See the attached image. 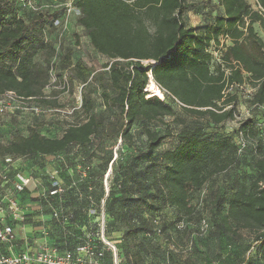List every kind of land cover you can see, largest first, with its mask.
<instances>
[{
	"label": "trees",
	"instance_id": "1",
	"mask_svg": "<svg viewBox=\"0 0 264 264\" xmlns=\"http://www.w3.org/2000/svg\"><path fill=\"white\" fill-rule=\"evenodd\" d=\"M194 1H76L81 15L75 18V26L87 34L96 52L110 60L105 67L108 72L95 74V79L103 102L119 122L122 136L131 143L135 124L175 118L173 105L192 119L179 120V144L159 156L155 151L173 134L146 129L147 165L138 177L130 164L121 169L119 188L112 191L107 204V231L121 236L126 264H142V252H149L142 248H147L150 237L156 235L145 210L161 213L170 207L179 218L191 221L195 215L192 201L205 184L240 166L238 135L243 131L257 142L260 154L254 155L251 146L243 154L253 161L254 177L249 186L231 190L226 199L216 195L211 238L228 252L226 256L217 254L222 264H264V128H258L263 113L260 108L264 107V39L257 33L264 35V0H257L256 9L247 0H201L205 8L217 6L216 15L209 14L202 27L186 22V12L197 6ZM50 16L23 10L19 0H0V98L12 92L19 98L38 101L49 86L50 75L60 65L63 83L66 76V84L84 86L83 107L91 113L95 104L86 84L92 70L82 62L73 64L71 50L61 49L57 54V29L46 26ZM221 46L223 51L216 62L211 49ZM148 74L168 94L169 102L157 98H164L161 90L154 96L149 92L151 98H147L144 90L152 80L149 82ZM245 87L252 91L246 92L252 116L236 130L235 139L208 132L206 126L218 127L235 120L239 95ZM43 103L52 109L58 106L56 101ZM104 125L102 119L91 114L84 123L70 124L61 138H48L33 128L27 136L9 138L6 145L0 146V156L37 158L75 146L85 149ZM48 188H52L51 182ZM79 188L83 192L86 185ZM80 189L77 185L66 188L61 196L51 197V203L42 204L44 217H50L52 208L58 209L61 217H72L67 232L52 221L53 229L63 236L60 233L61 238L53 237L51 228L50 240L61 249L71 250L86 242L83 227L91 220L85 216L87 203L79 197ZM75 221L80 229H74ZM241 231L252 235L251 247L255 248L254 255L246 259H242L238 240ZM97 242L101 245L100 240ZM131 244L142 251L131 256ZM168 257L176 259L172 252Z\"/></svg>",
	"mask_w": 264,
	"mask_h": 264
},
{
	"label": "rangeland",
	"instance_id": "2",
	"mask_svg": "<svg viewBox=\"0 0 264 264\" xmlns=\"http://www.w3.org/2000/svg\"><path fill=\"white\" fill-rule=\"evenodd\" d=\"M194 3L197 6L186 12V22L188 26L202 27L209 14L214 13L216 15L217 6L205 8L201 0H196ZM247 3L252 9H256V0H247ZM74 21L75 18L71 22L69 39L64 41L65 44H62L61 49L65 52L72 51L73 64L82 62L92 70L86 86L91 92V98L95 104L93 111L87 113L83 107L82 91L84 86L69 83L66 85L67 88L62 89L63 70L58 65L57 70L50 75L49 86L44 89V96L38 101H29L47 111L38 115L9 112L0 120V137L5 140L3 143H7L9 138L16 135L27 136L29 131L35 128L48 138H61L70 124L84 123L91 114H95L104 121L105 125L99 133L92 136V143L85 149L75 146L53 156L24 157L17 163L22 171L33 173L36 177L41 176L43 179L40 183L43 188L38 187L39 185L37 187L32 185L29 193L22 198V205L32 211H29L32 214H29L28 221H26V224L30 225L29 233L32 226L39 233L43 224L36 222L38 217L30 216L34 213L35 215L38 214L37 205L40 203L43 193L48 190V183L51 182L53 185L60 181L67 189L71 187L72 183H75L78 189L86 185L83 192L80 189L82 197H79L87 203L84 213L89 221L91 220V223L86 228L83 227L84 232L89 237L96 239V245H98L97 241H101L105 253L104 264H126L125 252L121 249V236L107 231V204L111 200L112 191L119 188L117 179L122 177L121 169L123 170L125 165L130 164L135 167L136 177L140 171L145 169L149 155L146 150V129L159 133L169 130L173 134L155 151V156H159L167 150H173L179 144L177 135L182 127L179 120L191 122L192 119L185 116L178 106L173 105L176 112L175 118L178 119V122L175 118L166 117L151 124L137 123L132 128L133 139L131 143L127 141L122 136L115 115L103 102L101 89L95 79V74L108 72L105 67L110 60L95 51L87 34L75 26ZM194 21L199 22L197 24ZM255 27L258 29L257 25ZM257 33L264 39V35L260 31ZM67 42L68 44H66ZM222 48L221 46L218 49H211L216 62L220 60ZM247 87L244 88L245 90L241 89L238 113H246V109H249L246 102ZM158 90L151 80L149 91L158 95ZM110 94L112 95L113 92L111 91ZM162 94L164 98L155 97L169 102L168 94L166 92H162ZM44 101H56L58 106L55 109L49 108L43 103ZM243 106H246V109H243ZM261 117L260 122L264 120V113L261 114ZM204 124L206 125V122ZM238 124L239 122L235 119L218 127L206 126V129L208 132L216 133L218 137L230 135L235 139ZM239 158L242 159H239L240 166L209 180L194 197L192 205L195 209V215L191 221L186 218H179L175 210L170 207L161 213H155L151 208L145 210L146 218L151 220L156 228V235L150 237L151 240L147 244V248H142V250L149 251L148 253L142 252V264H222L217 259V254L222 253L226 256L228 252L221 249L218 240L211 238L216 195H221L223 199H226L231 190L249 186L255 173L250 157L245 159V155L239 154ZM159 167H161V162H159ZM94 208H97L98 211ZM97 212L98 217H96ZM224 212H227L226 206ZM102 221H105L104 236L102 235ZM73 223L74 229H80L79 224H77L78 221ZM47 224L52 228L53 237L61 238L60 233L62 234V232L53 229L52 221L49 220ZM17 230V233L24 235L21 227H17ZM115 230L113 229V231ZM168 235L171 240H169ZM238 240L243 250L242 259L252 257L255 252V248L251 247L253 246L252 235L247 231H241V237ZM129 249L132 250L131 256L136 255L141 250L133 244L129 246ZM169 252L175 255V260L169 259Z\"/></svg>",
	"mask_w": 264,
	"mask_h": 264
},
{
	"label": "built area",
	"instance_id": "3",
	"mask_svg": "<svg viewBox=\"0 0 264 264\" xmlns=\"http://www.w3.org/2000/svg\"><path fill=\"white\" fill-rule=\"evenodd\" d=\"M76 1L19 0V4L23 10L33 14L51 15L46 26L51 25L57 29L59 35L57 39V54H59L64 43V36L70 30L72 19L81 15V9L76 4ZM226 41L223 40L222 43ZM148 77L150 82L153 77L151 74H148ZM63 79L65 83H63L62 89H65L67 88L66 76ZM158 87L164 92L159 85ZM144 92L149 98L148 85ZM247 93L251 94L252 91L248 90ZM242 108L246 109V106ZM260 109L264 113V107ZM246 110V113H237L235 117L239 122L237 129L252 116V109L247 108ZM46 111L36 104H31L29 100L19 98L12 92L4 94L0 98V120L9 112L38 115ZM258 128L260 130L264 128V120L259 122ZM260 137L262 138L263 134ZM238 139L240 155L244 154L245 150L251 146L254 155L260 156L255 140L247 138L243 131L239 132ZM0 140V146L7 144L3 143L5 142L3 137H0ZM23 159L24 157L14 155L0 156V264H104L105 253L99 243V245L95 244L96 239L94 237L86 235V242L71 250L61 249L50 240L51 227L47 224L49 220L57 222L64 231L71 228L68 223L72 217L65 215L61 217L58 209L52 208L50 217L42 215L44 203H51V197H59L66 191V187L60 181L54 183L52 188H47L48 190L41 196V206L39 205L40 203L37 205V213L41 217L38 214L35 215V213L30 216H34V218L38 216L36 222L43 224L42 229L37 233L38 230H35L32 226V230L29 233L30 227L27 229L26 221H28L29 214L32 211L23 207L22 198L29 193L32 185H35V187L39 185L38 187L43 188V185H40L43 179L41 176L36 177L33 173L22 171L17 166V163ZM74 186L75 183H72L71 187ZM79 196L82 197L81 194ZM17 227L22 228L24 235L17 233ZM101 227L103 229L102 235L104 236L105 221L101 222Z\"/></svg>",
	"mask_w": 264,
	"mask_h": 264
},
{
	"label": "bare ground",
	"instance_id": "4",
	"mask_svg": "<svg viewBox=\"0 0 264 264\" xmlns=\"http://www.w3.org/2000/svg\"><path fill=\"white\" fill-rule=\"evenodd\" d=\"M152 82H153V84H154V87L157 88V89H159L158 85L154 82L153 79H152ZM159 90H160V89H159ZM159 90H158V91H159ZM148 91H149V85H148ZM149 92H150V91H149ZM150 93H151V92H150ZM151 94H152L153 96H154V95H157V94H153V93H151Z\"/></svg>",
	"mask_w": 264,
	"mask_h": 264
},
{
	"label": "crops",
	"instance_id": "5",
	"mask_svg": "<svg viewBox=\"0 0 264 264\" xmlns=\"http://www.w3.org/2000/svg\"><path fill=\"white\" fill-rule=\"evenodd\" d=\"M194 22H196V23L198 24L199 21H194ZM191 26H192V27H195L194 25H191ZM26 226H27V229H29V226H30V225H27V224H26Z\"/></svg>",
	"mask_w": 264,
	"mask_h": 264
}]
</instances>
